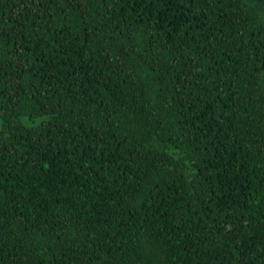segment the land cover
<instances>
[{"label":"trees","instance_id":"16d2710c","mask_svg":"<svg viewBox=\"0 0 264 264\" xmlns=\"http://www.w3.org/2000/svg\"><path fill=\"white\" fill-rule=\"evenodd\" d=\"M0 264H264V0H0Z\"/></svg>","mask_w":264,"mask_h":264}]
</instances>
